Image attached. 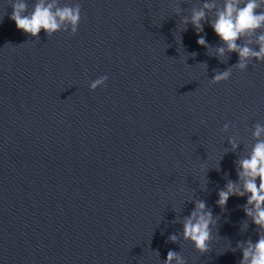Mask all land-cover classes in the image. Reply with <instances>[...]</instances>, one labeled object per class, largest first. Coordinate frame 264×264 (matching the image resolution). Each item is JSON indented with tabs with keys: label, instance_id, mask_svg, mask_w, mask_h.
I'll list each match as a JSON object with an SVG mask.
<instances>
[{
	"label": "water",
	"instance_id": "95a60500",
	"mask_svg": "<svg viewBox=\"0 0 264 264\" xmlns=\"http://www.w3.org/2000/svg\"><path fill=\"white\" fill-rule=\"evenodd\" d=\"M196 2L79 0L74 36L36 38L0 0V264H163L169 249L188 264H239L229 240L258 239L239 207L246 197L226 209L215 201L225 172L238 179L233 162L249 150L252 126L264 123V62L211 83L238 54L221 63L191 24L180 32L177 3L187 14ZM205 32L219 43L208 23ZM104 74L107 86L92 90ZM232 135L241 145L217 171ZM193 196L220 217L221 238L205 253L167 241Z\"/></svg>",
	"mask_w": 264,
	"mask_h": 264
},
{
	"label": "clouds",
	"instance_id": "9594fccd",
	"mask_svg": "<svg viewBox=\"0 0 264 264\" xmlns=\"http://www.w3.org/2000/svg\"><path fill=\"white\" fill-rule=\"evenodd\" d=\"M9 3L13 9L10 18L15 21L16 27L32 37L38 38L42 30L47 36H52L58 31L74 36L79 31L82 19V6L79 0H33L31 9L29 0H9ZM175 12L180 16L179 21L183 26L179 28L180 32L186 31L191 24L197 33V43L207 49L208 55L218 58L221 63H226L233 52L238 54L235 64H231L225 70H214L215 74L210 78L211 83L229 80L234 68L247 70L252 60L264 62V0H197L187 14H184V8L180 3H177ZM2 18L0 17V20ZM205 23L211 25L219 37V43L213 45L209 42ZM180 32L179 42L183 45ZM201 33L203 35H200ZM188 54L193 57L197 55L196 52ZM198 64L208 72L207 61ZM108 80V74H104L92 80L89 86L96 90L102 85L107 86ZM232 126L231 121L226 122L222 131L228 132ZM250 136L249 150L239 155L233 162L236 165L238 179L233 180L229 178V172L224 173L226 183L219 189L215 203L221 209H226L230 197H246V202L239 207H242L246 216L257 226L255 231L258 239L253 240L249 237L246 240H239L235 247H232L229 240L230 246L227 249L242 252L239 264H264V123L256 122L252 126ZM227 141L229 146L224 148L218 165L214 167L217 171H221V161L225 154L237 152L241 145L240 139L235 135L229 136ZM207 185L208 175L207 184L201 189L207 190ZM186 201L194 202V207L190 214L177 216L172 221L181 223L183 229L168 235L167 241L173 243L181 240L190 241L200 253L208 252L212 248L213 240L220 237L218 235L220 217L214 214L204 199L193 196ZM248 228L249 220L244 219L241 222V232H246ZM155 252L160 258L159 250ZM162 262L188 264L182 252L174 249L168 250L167 258Z\"/></svg>",
	"mask_w": 264,
	"mask_h": 264
}]
</instances>
